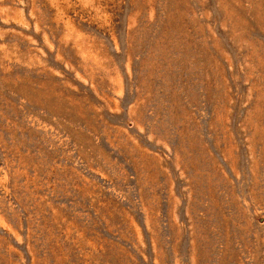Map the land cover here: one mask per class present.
Listing matches in <instances>:
<instances>
[{
  "label": "rangeland",
  "instance_id": "374dc122",
  "mask_svg": "<svg viewBox=\"0 0 264 264\" xmlns=\"http://www.w3.org/2000/svg\"><path fill=\"white\" fill-rule=\"evenodd\" d=\"M0 264H264V0H0Z\"/></svg>",
  "mask_w": 264,
  "mask_h": 264
}]
</instances>
